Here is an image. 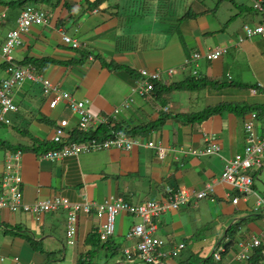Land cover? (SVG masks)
<instances>
[{"label": "crops", "instance_id": "obj_1", "mask_svg": "<svg viewBox=\"0 0 264 264\" xmlns=\"http://www.w3.org/2000/svg\"><path fill=\"white\" fill-rule=\"evenodd\" d=\"M17 1L47 9L51 17L47 25H34L23 36L24 44L13 52L14 61L33 64L27 60L34 58L39 64L37 73L74 97L88 100L94 128L110 121L128 130L156 125L147 135L135 137L156 141L164 155L155 147L142 145L129 151L112 148L63 159L43 158L44 153L35 150L36 140L50 141L57 120L68 118L74 127L79 116L62 101L51 108L50 95L45 97L38 83L27 81L15 87L19 110L12 114L11 125L0 126H7L13 134L20 131L22 136L18 142H10L0 133V196L7 164L15 160L23 199L22 206L14 210L0 208V264H78L81 257L91 264H143L124 254V249L136 243L127 233L142 222L137 215L119 213L114 234L99 242L96 234L107 215H98L94 209L89 214L79 212L75 244H69L66 210L34 214L23 205L55 196L97 205L111 195L139 204L165 199L166 186L191 192L206 189L208 197H193L154 218L153 235L166 240L167 247L185 243L177 257L158 264H195L208 258L209 252H217L222 264H251L258 248L250 249L249 261L238 255L251 236L262 232L264 207L256 210L255 202L263 196L254 185L247 200L234 204L229 195L233 189L221 175L226 159L243 153L245 123L257 112L225 111L202 123L190 120L189 114L221 103H264V36L240 41L245 24L264 22V14L254 9V0H0V43L17 25L20 11L13 6ZM190 9L197 15L188 16ZM62 31L81 46L66 44ZM216 47L226 51L213 61L200 59L199 76L223 86L168 93L165 86L146 96L136 91L140 69L160 71L163 79H169L166 70L177 68L173 81L185 82L193 76L190 69L181 70L185 60L194 52ZM6 68L0 53V80L7 76ZM59 108L60 117L51 118L48 111ZM28 120H34V130H30L33 125L25 128ZM263 126L264 117H257L256 128L262 132ZM209 134L216 135L219 154H194L193 149L206 147ZM19 151L21 157L15 159ZM245 220L250 222L246 231ZM229 224L237 230L227 232L219 244ZM261 248L264 251V236ZM104 258L109 261L101 263Z\"/></svg>", "mask_w": 264, "mask_h": 264}, {"label": "built area", "instance_id": "obj_2", "mask_svg": "<svg viewBox=\"0 0 264 264\" xmlns=\"http://www.w3.org/2000/svg\"><path fill=\"white\" fill-rule=\"evenodd\" d=\"M254 9L264 14V0H254ZM50 19V12L46 9L35 5H26L17 19V25L14 29L9 30L5 39L0 43V53L7 63V76L0 80V124L10 125L12 122V114L19 110L18 103L14 99V88L21 86L26 80L40 84L42 91L46 95H50L49 106L55 108L62 101L74 113L79 116L76 124L78 129L84 133H92L95 118L87 108L88 100L78 99L69 91L61 89L60 84L52 83L49 79L40 73L33 64H20L14 61V50L24 44L23 36L30 31L32 26L47 25ZM1 29V26H0ZM245 36L240 38L251 39L253 36H264V22L256 25H244ZM64 42L73 48L80 47V43L68 36L62 31ZM226 51L225 48L216 47L211 50L194 52L187 58L181 70H189L190 76L199 75L198 61L205 58L213 61L222 56ZM169 79H163L162 72L149 71L145 68L139 70L140 79L138 81L136 91L141 96H146L154 92L155 86L171 87L174 85L173 77L179 73L177 68H169L166 70ZM116 112H119L116 109ZM257 114L252 113L245 123L247 143L243 153H237L233 157L226 159L225 167L221 175V180L227 183L233 189V193H229L232 197V203L237 204L240 199L247 200V195L253 192L254 181L258 177L259 171L264 169V126L261 131L256 128ZM71 128L68 118H61L55 127L50 140L59 147L45 152L43 158L50 160L63 159L71 156H77L81 153L96 152L106 149L132 150L133 146L147 145L155 147L159 155H164L163 149L156 141L144 142L139 136L128 135L123 130H117L113 136L99 138L94 137L85 141H73L68 139V130ZM206 147L203 150L193 149V153L200 156L204 154H219L221 146L218 143L215 134L206 135ZM22 152L16 154L15 159L21 157ZM17 165L13 163L7 164V171L3 177L4 193L0 196V208L8 207L12 210L22 206L23 194L19 188L22 182L20 171L15 170ZM211 186V185H209ZM208 189V187H207ZM167 197L163 200H147L140 204H130L121 196L111 195L102 203L94 205L89 201L79 203L72 202L68 198L55 196L46 200H41L35 204H24L23 209L34 214H43L48 211H56L59 209L66 210L67 216V235L68 243L75 244V234L77 231L78 214H89L93 209L98 215L106 214L107 220L99 229L98 233L102 241H107L115 232V220L119 213L126 212L131 215L141 217L142 222L134 224L128 231L127 236L136 239V243L131 248H126L124 253L126 256L133 257L143 264H158L163 258L178 256L180 251L185 247L184 243L167 247L164 239L154 237L155 229L154 218L161 214L179 208L183 204H187L194 197L196 199L208 197V191L202 189L199 191H189L186 188H173L166 186ZM264 207V199L257 198L255 202L256 210ZM264 236V219L262 232L259 235L251 236L245 243L244 248L239 252L238 258L249 261L251 258L250 249L259 248L262 245V237ZM264 256V251H262ZM137 261V262H138ZM252 264H264L263 260Z\"/></svg>", "mask_w": 264, "mask_h": 264}, {"label": "trees", "instance_id": "obj_3", "mask_svg": "<svg viewBox=\"0 0 264 264\" xmlns=\"http://www.w3.org/2000/svg\"><path fill=\"white\" fill-rule=\"evenodd\" d=\"M40 1H45V0H40ZM24 2L25 1H17V2H15V4H13V6L17 7L18 10L20 11L19 15H20L21 11L26 8V5L22 6V4H24ZM56 3H58V2H56ZM196 15H197V12L195 10H193V9L189 10L188 16H196ZM27 61L32 62L38 68V65H39L38 61L35 60L34 58H29ZM27 61H25V62H27ZM211 85L223 86L222 84H216V85L212 84L211 81L207 80L206 78L200 77L198 75V76H192V77L188 78L187 81H185V82H175L173 86L165 87L164 91L168 93V92L175 90V89H191V90L197 89L198 90V89H202V88L204 89V87H209ZM155 87L156 88H155L154 92L159 88L157 85ZM42 93L44 94L45 97L47 96L43 91H42ZM158 94H160V93H158ZM238 110L240 111L241 114H244V115L246 113H248L249 111H253V112L256 111L258 114L257 117L263 120L264 103L257 105V106L240 105V104H232V103H226V104L221 103L218 105L210 106L201 112L189 114V116H190V120H192L193 122L202 123L203 121H205V120H207V119H209L215 115H218L222 112H225V111H235L236 112ZM113 122L114 121H110L108 123H105V122L102 123L98 128H94L92 133L91 132L90 133H84V132L80 131L78 129L77 125H75L74 127L71 126V128L68 130V139L73 140V141H75V140L76 141H85V140L92 138V136H94V137L97 136L99 138H105V137L113 136L115 131L122 130V129H124L125 130L124 132H126L128 135L134 134L132 136H135L138 134L147 135L149 133L150 129L156 127V125H154L152 127L140 125V126H136L132 129L128 130L127 128H124L123 126H121L118 123H115V125H112ZM159 124L161 125L162 122H159L158 125ZM56 126H57V121L55 123V127ZM34 147H35L36 151H42V153H45L49 150L56 149L59 146L57 144L51 142V141H48V140H42V141L36 140V144H34ZM236 230H237V226H232L229 229L228 233H233ZM96 239H98L99 242L101 241L99 233L96 234ZM262 250L263 249L261 247H259L257 249V251L254 252V255L252 256V259H251L252 263L259 262L262 260V258H264V256L262 255ZM214 256L215 255L213 254L208 258L205 257L202 260L200 259L201 261L200 262L198 261V263H195V264H222L221 258L219 257V259H217V258L215 259ZM78 264H91V263H90V261L86 260L84 257H81L78 261Z\"/></svg>", "mask_w": 264, "mask_h": 264}, {"label": "rangeland", "instance_id": "obj_4", "mask_svg": "<svg viewBox=\"0 0 264 264\" xmlns=\"http://www.w3.org/2000/svg\"><path fill=\"white\" fill-rule=\"evenodd\" d=\"M207 2H208V0H207ZM44 7H45V5H44ZM27 81H30V80H26L25 82H27ZM24 82V83H25ZM23 83V84H24ZM89 104V103H88ZM88 104H87V108H88ZM48 114H49V116L51 117V118H53V119H58L59 117H60V114H61V112H60V108L59 109H55V110H50V111H48ZM33 121L34 120H28V124L25 126V128L26 127H30L31 125H33L32 126V128L30 129V130H34V124H33ZM243 123V122H242ZM45 124H47L46 122H45ZM46 127V125H43L42 126V129H44ZM8 128H7V126L6 127H3V126H0V133L4 136V137H6L10 142H18V140H19V137H21L22 135L20 134V131H17V133H16V131H14V133L15 134H13V133H10V132H8V130H7ZM4 130H7V131H4ZM42 135H45L46 134V132H40ZM135 149H137V146H133V150H135ZM12 162L13 163H15V160H12ZM263 182H264V172L262 173V175H261V178L258 180V179H255V183H254V185H255V187H256V190H257V192L259 193V194H261L262 196H263V198H264V184H263ZM261 196V197H262ZM249 224H250V222H248L247 220H245L244 221V227H245V231L246 230H248V227H249ZM261 231H262V229H261ZM260 231V232H261ZM104 255V253H101V256H103ZM208 256H211V254H210V252L208 253ZM171 258H174V256H172ZM214 258L216 259L217 258V254H215V256H214ZM105 261H109V260H106L105 258L103 259V260H101V263H104ZM201 260H199V262H200ZM198 263V262H197ZM109 264H112L111 262L109 263ZM183 264V263H182ZM191 264H194V262H191Z\"/></svg>", "mask_w": 264, "mask_h": 264}, {"label": "clouds", "instance_id": "obj_5", "mask_svg": "<svg viewBox=\"0 0 264 264\" xmlns=\"http://www.w3.org/2000/svg\"><path fill=\"white\" fill-rule=\"evenodd\" d=\"M28 5H30V4H28ZM38 7V6H37ZM41 8V7H40ZM47 10V9H46ZM49 11V10H48ZM50 12V11H49ZM50 17H51V13H50ZM80 43V42H79ZM81 46V45H80ZM79 48V47H78ZM34 65V64H33ZM42 89V88H41ZM72 94V93H71ZM48 96V95H47ZM50 101V100H49ZM60 120V119H59ZM59 120H57V124H58V122H59ZM11 124H12V122H11ZM10 124V125H11ZM2 125H4V124H2ZM9 126V125H8ZM54 129H55V127H54ZM54 131V130H53ZM51 141V140H50ZM52 142V141H51ZM178 188H183V187H178ZM175 189V188H174ZM177 189V188H176ZM188 190V189H187ZM190 191V190H189ZM202 199V198H201ZM125 200V199H124ZM126 202H128L127 200H125ZM128 203H130V202H128ZM142 203V202H141ZM130 204H132V203H130ZM140 204V203H139ZM135 205V204H134ZM184 205V204H183ZM174 210V209H173ZM168 212V211H167ZM167 212H165V213H167ZM164 214V213H163ZM162 215V214H161ZM154 237H156V236H154ZM110 239V238H109ZM108 239V240H109ZM162 239V238H161ZM102 241V240H101ZM166 241V240H165ZM185 244V243H184ZM179 245V244H178ZM125 250V249H124ZM182 251V250H181ZM180 251V252H181ZM125 254V253H124ZM180 254V253H179ZM214 254H217V252H214ZM177 257V256H176ZM175 258V257H174ZM217 259H219V255L217 256Z\"/></svg>", "mask_w": 264, "mask_h": 264}, {"label": "water", "instance_id": "obj_6", "mask_svg": "<svg viewBox=\"0 0 264 264\" xmlns=\"http://www.w3.org/2000/svg\"><path fill=\"white\" fill-rule=\"evenodd\" d=\"M263 184H264V182H263ZM230 228H231V224H229L228 227L225 229V233H224V235L221 237L219 244H220V243L226 238V234H227V232L229 231ZM229 241H230V240H229ZM232 241H233V240H232ZM213 254H214V252H212L211 255H213ZM208 257H210V256H208Z\"/></svg>", "mask_w": 264, "mask_h": 264}, {"label": "bare ground", "instance_id": "obj_7", "mask_svg": "<svg viewBox=\"0 0 264 264\" xmlns=\"http://www.w3.org/2000/svg\"><path fill=\"white\" fill-rule=\"evenodd\" d=\"M258 130V129H257ZM259 131V130H258ZM245 132H246V128H245ZM246 143H247V138H246ZM246 146V145H245ZM166 258H163V259H161V260H165ZM160 260V261H161Z\"/></svg>", "mask_w": 264, "mask_h": 264}]
</instances>
